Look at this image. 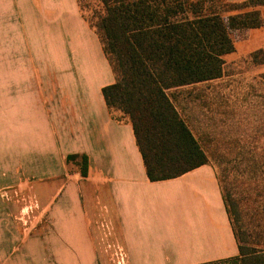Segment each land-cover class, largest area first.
I'll list each match as a JSON object with an SVG mask.
<instances>
[{"label":"crops","instance_id":"0c3cea01","mask_svg":"<svg viewBox=\"0 0 264 264\" xmlns=\"http://www.w3.org/2000/svg\"><path fill=\"white\" fill-rule=\"evenodd\" d=\"M250 10L264 18V6ZM30 23L45 25L51 54L7 71L18 82L6 93L0 138V264H111L109 240L125 248L128 264L239 256L214 166L149 179L132 124L114 119L105 101L115 75L78 0H0V30L26 31ZM260 50L264 25L244 32L225 59ZM71 154L88 156L87 177L67 163Z\"/></svg>","mask_w":264,"mask_h":264},{"label":"trees","instance_id":"16d2710c","mask_svg":"<svg viewBox=\"0 0 264 264\" xmlns=\"http://www.w3.org/2000/svg\"><path fill=\"white\" fill-rule=\"evenodd\" d=\"M96 2L99 11L88 18L78 0L82 16L99 36L115 75L116 82L104 87L103 95L113 118L132 124L149 179H173L210 165L172 92L222 78L225 57L235 52L236 41L244 32L264 25L261 11L250 10L264 6V0L244 4L223 0ZM236 11L239 13L231 14ZM245 61L264 64V51L237 63ZM67 163L83 177L88 176L87 155H68ZM227 209L231 217L228 204ZM234 230L239 256L205 264H264V249L250 245Z\"/></svg>","mask_w":264,"mask_h":264},{"label":"rangeland","instance_id":"374dc122","mask_svg":"<svg viewBox=\"0 0 264 264\" xmlns=\"http://www.w3.org/2000/svg\"><path fill=\"white\" fill-rule=\"evenodd\" d=\"M80 1L86 17L99 11L96 0ZM32 23L26 31L0 30V138L5 135L6 93L11 97L10 91L18 82L9 79L7 71H22V58L36 56L37 61H44L51 54L45 25L33 30ZM172 93L209 164L217 170L224 197L232 210L234 228L250 245L264 249L263 64L227 61L222 79ZM27 199L30 204L36 201L33 196ZM113 244L116 242L109 240L107 246Z\"/></svg>","mask_w":264,"mask_h":264},{"label":"built area","instance_id":"2783aa9c","mask_svg":"<svg viewBox=\"0 0 264 264\" xmlns=\"http://www.w3.org/2000/svg\"><path fill=\"white\" fill-rule=\"evenodd\" d=\"M111 264H128V257L125 248L119 244L107 246Z\"/></svg>","mask_w":264,"mask_h":264}]
</instances>
